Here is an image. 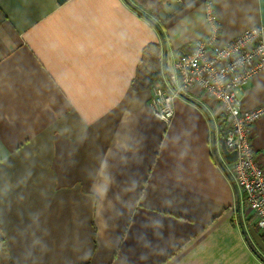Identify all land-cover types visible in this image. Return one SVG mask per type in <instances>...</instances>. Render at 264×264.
Wrapping results in <instances>:
<instances>
[{"label": "crops", "instance_id": "crops-1", "mask_svg": "<svg viewBox=\"0 0 264 264\" xmlns=\"http://www.w3.org/2000/svg\"><path fill=\"white\" fill-rule=\"evenodd\" d=\"M209 1L222 44L264 27V0ZM133 3L0 0V264H264L213 155L229 169L218 104L192 89L166 124L137 81L153 46L169 92L163 60L208 35L206 1L162 25L179 6L167 1L150 17L159 30ZM239 103L264 105V72ZM253 128L264 168V116Z\"/></svg>", "mask_w": 264, "mask_h": 264}, {"label": "built area", "instance_id": "built-area-1", "mask_svg": "<svg viewBox=\"0 0 264 264\" xmlns=\"http://www.w3.org/2000/svg\"><path fill=\"white\" fill-rule=\"evenodd\" d=\"M211 1H206L205 20L209 33L183 48L166 53L165 75L169 92L155 83L148 102L150 113L169 124L173 101L195 89L218 104L223 118L225 147L236 159L227 165L228 174L242 193L254 226L264 234V168L254 148V124L264 116V105L243 110L239 103L243 88L254 75L264 72V27L250 28L231 41L220 43V27Z\"/></svg>", "mask_w": 264, "mask_h": 264}, {"label": "trees", "instance_id": "trees-1", "mask_svg": "<svg viewBox=\"0 0 264 264\" xmlns=\"http://www.w3.org/2000/svg\"><path fill=\"white\" fill-rule=\"evenodd\" d=\"M169 0H132V2H134L133 4H135L138 8H134V10L140 14V16L142 17H146L148 19L155 18L157 17L156 15L159 14V12L162 10L163 6L166 4V2ZM194 1L196 0H178L179 2V6L171 11L170 14L166 15V17L161 20V24L163 25L168 19H170L171 17L174 16V14L179 13L181 10H183L184 8L190 6L192 3H194ZM208 1V0H205ZM131 6V4H130ZM133 7V6H131ZM142 55L144 56V58L147 60V62L149 63V67L151 68V71L146 74L145 76H139V80L140 84L143 85L144 89H151L152 86L157 83L160 82V74H159V69H158V58L156 55V48H154L153 46L151 47H146V49L144 50V53H142ZM221 119V128L223 127V118L220 117ZM262 237V241H264V234L261 235ZM247 241V240H246ZM248 243V242H246ZM249 244V243H248ZM250 249L252 250V252L256 255L255 250L253 249V247ZM257 256V255H256ZM259 259L260 256H258ZM262 262H264V260H261Z\"/></svg>", "mask_w": 264, "mask_h": 264}, {"label": "water", "instance_id": "water-1", "mask_svg": "<svg viewBox=\"0 0 264 264\" xmlns=\"http://www.w3.org/2000/svg\"><path fill=\"white\" fill-rule=\"evenodd\" d=\"M65 1H67V0H57V2H58L59 4H63ZM128 5H130V4H128ZM144 18H145L148 22H150L153 26H155V27H154L155 29H157L156 24H155L151 19H148V18H146V17H144ZM157 30H159V29H157ZM161 38H162L161 42L163 43V37L161 36ZM164 66H165V58H164V60H163V66H162L163 69L165 70V67H164ZM183 98H185V97H183ZM219 142H220V146H221V150H222V154H223L224 160H225V162H226L225 164L229 165L230 163H232V162L235 161V159H236V154H235V152H230V151H228V150L226 149L225 144H224V142H223V138L220 139ZM216 153H217V152H216V149H215V147H213V155L215 156L217 163L220 165V167L223 168V170H224V172H225V174H226V176H227V179H228V180L231 182V184H232V187H233L234 191H237V188H236V186H235L233 180H231L232 178H231L230 175L228 174L227 170H226L225 167L223 166V165H224L223 162L220 161V158L218 157V155H216ZM240 231H242V234L244 235L245 240H247V237H246L245 231H243V227H242V225H241V222H240ZM247 242H248V240H247ZM248 245H249V247L252 248V246H251L250 243H249Z\"/></svg>", "mask_w": 264, "mask_h": 264}, {"label": "rangeland", "instance_id": "rangeland-1", "mask_svg": "<svg viewBox=\"0 0 264 264\" xmlns=\"http://www.w3.org/2000/svg\"><path fill=\"white\" fill-rule=\"evenodd\" d=\"M167 11H168V10L166 9L164 13L166 14Z\"/></svg>", "mask_w": 264, "mask_h": 264}]
</instances>
